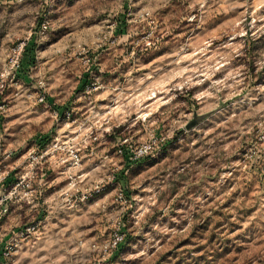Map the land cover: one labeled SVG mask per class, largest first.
I'll use <instances>...</instances> for the list:
<instances>
[{
  "label": "clouds",
  "instance_id": "9594fccd",
  "mask_svg": "<svg viewBox=\"0 0 264 264\" xmlns=\"http://www.w3.org/2000/svg\"><path fill=\"white\" fill-rule=\"evenodd\" d=\"M0 264H264V0H0Z\"/></svg>",
  "mask_w": 264,
  "mask_h": 264
}]
</instances>
